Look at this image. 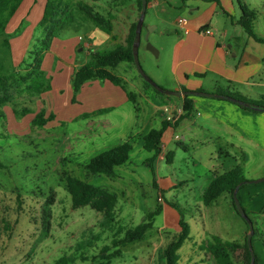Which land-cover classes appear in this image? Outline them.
Returning a JSON list of instances; mask_svg holds the SVG:
<instances>
[{"label":"rangeland","instance_id":"obj_1","mask_svg":"<svg viewBox=\"0 0 264 264\" xmlns=\"http://www.w3.org/2000/svg\"><path fill=\"white\" fill-rule=\"evenodd\" d=\"M65 1L72 3V0ZM182 1L159 0L155 6L148 5L143 23L139 60L145 72L165 89H169L167 82L170 77L169 39L160 32L163 27L174 25ZM242 1L254 5L253 9L257 11L256 31H264V0ZM16 3V0H9L6 15ZM90 7L107 14L96 6ZM122 9L124 12L134 11V20H138V0L137 8L134 0H124ZM69 11L71 18L64 25V32L56 36L61 41L67 38L83 39V22L93 21L79 4L70 5ZM27 15L22 10L16 17L14 12L7 22L0 19V25L5 22V29L14 18L18 22L14 26L15 21H12L8 32L0 30V67L5 66V71L11 69V72L9 70L3 75L17 78L10 57L11 49L4 45L5 42L12 44L15 56L26 54V58L21 60L24 67L35 65L38 51L52 49V38H47V32L57 29L54 19L45 25L43 37L38 38L36 31L41 28L27 26L30 17L34 20L37 13ZM152 27L157 28L151 30ZM16 37H19L17 42L14 40ZM116 41L111 39L110 43L91 46L90 50L110 51L121 44L120 38ZM149 44L158 51V55L149 49ZM91 52L87 54L86 50L78 47L70 59L73 63H85ZM112 71L119 77V83L93 79L77 92L72 81L68 88L63 86L59 96L66 99L64 108L79 112L75 120H48L44 125H39L34 123V119L46 110L39 111L37 108L25 114L21 109L15 110V120L9 114L0 118V160L4 164L0 167V264H59L64 258L66 264H163L164 250L180 230L179 223L171 219L167 224L164 222L165 212L155 217L153 227L142 239L134 242L122 240L126 231L146 220L147 214L155 210L158 204L163 206L168 203L183 213L191 227L190 237L178 251L177 264H214L206 252L212 236L205 231L201 215H208L211 213L209 210L216 211L217 206L205 211L202 197L198 195V183H193V177L198 179V176L208 174L205 168L208 165L198 164L194 167L193 156L179 148L172 165L161 161L158 166L157 161L152 160L154 152L144 148V135L152 128H158L164 114L163 103L158 98L152 102L141 97L140 84L147 83L134 62L122 61ZM34 81L31 83L40 86L37 89L39 94L48 89V79L36 78ZM93 87H100L99 96L94 99L92 96L96 91ZM150 90L156 92L153 87ZM112 91H117L119 97L113 98ZM50 94L46 93V98H43L47 104L53 98ZM133 94L136 100L130 97ZM251 95L253 98L246 97L252 101H262L263 96L257 91ZM170 97L179 100L178 96ZM91 101H95V104ZM45 109H48L47 106ZM84 113L88 118L81 116ZM45 117H48L47 111ZM124 142H130L133 149L128 162L116 167L117 175L110 177L88 170L87 164L95 156ZM250 144L246 142V162L237 166L242 168L246 180L263 178L264 158L261 150ZM212 163L213 160L207 164ZM157 172L178 180V186L165 197H160L157 185L153 183ZM68 175L117 196L115 219L110 225L105 224L109 196L100 195L88 205L74 208L66 181ZM261 183L264 182L258 184ZM236 216L235 222L228 215L221 216V226L228 229L227 239L230 242L245 239L249 232L246 220L240 215ZM249 216L254 227L253 251L260 262L262 256L258 246L264 249V214ZM207 220L206 224L210 227L211 221Z\"/></svg>","mask_w":264,"mask_h":264},{"label":"crops","instance_id":"obj_2","mask_svg":"<svg viewBox=\"0 0 264 264\" xmlns=\"http://www.w3.org/2000/svg\"><path fill=\"white\" fill-rule=\"evenodd\" d=\"M16 1L17 3L12 9L13 13L15 12L14 17L22 10H25L27 16L30 12L37 13L34 20L30 17L31 21L27 26H39L41 30L36 31V35L38 38L43 37L45 29L41 24L49 0ZM56 1L59 5L68 7L75 3L84 2L104 10L107 14H112L113 33L117 36L116 42L120 38L121 44H126L130 27L135 21V12H124V9H122L124 0H72V3H67L65 0V2L63 0ZM134 1L137 8V0ZM219 1L220 5L217 0H183L178 6L180 13L177 19L184 17L186 19L185 26H180L176 19L174 25L170 24V26L162 28L160 35L169 39L167 43L170 55L168 88L212 93H217L219 89H228L236 90L248 97L252 96V92L257 91L262 97L264 96V42L257 41L249 36L238 24L241 16L238 0ZM158 3L159 0H151L149 6H155ZM249 6L255 8L252 4H249ZM7 7L3 6L0 0V19H6ZM114 7H116V10H114ZM117 7H120V9L118 10ZM163 10L166 11L165 8ZM118 14H120V17ZM12 21H15L14 26L18 25L14 18L10 23H7L4 32L10 30ZM83 24L85 26L83 39L67 38L61 41L57 36H54L51 43L52 49L43 52L42 55H36L44 58L41 63L43 73L38 77L37 74L32 75L27 82L14 89L12 99L0 106V118L4 114H9L14 118L16 115L15 110L21 109L22 112L23 109L31 111L33 108H37L39 111L46 110L48 115L53 113L55 115L53 120L55 121L63 118L75 120L77 115H80L78 111L64 108L66 99L59 96L63 92V86L68 88V85H70L75 71L90 60L87 57L85 63H73L70 59L73 57L72 52L80 47V50H86L88 54V51L91 52V48L95 45L99 46L111 42L110 35L93 22H83ZM65 28L66 26H63L57 34L63 33ZM156 28L152 27L151 30ZM207 29H211L212 32L207 33ZM256 33L264 36V31H256ZM18 39L19 37L14 38L15 42ZM4 45L9 46L11 49L12 66L15 68V74L19 75L18 77L33 70V66H23L21 60L26 58L25 53L15 56L12 44L8 45L5 42ZM5 69H7L5 66L0 67V74L9 72V70L11 72L10 68L7 71ZM36 78L48 79V89L40 92V94L39 91H36L37 88L32 90L27 87ZM90 81L86 82L82 89ZM140 85L141 97L151 99L152 102L155 100L154 98H158L162 101L164 107L167 104H172L178 109H183L184 96L186 95L178 96L179 100H174L170 97L171 95L160 94L157 91L152 92L147 84ZM132 86L137 87L135 84H132ZM99 89L100 87H93L94 92L96 91L92 96L93 99L98 95ZM49 92L53 98L47 104L43 98H46V93ZM112 97L118 98V92L112 91ZM130 97L136 100L134 94ZM189 98L193 100L191 114L189 117L180 120L176 126H168L162 137L161 153L155 160L158 166L161 165V161H166L169 165H172L178 149L183 148L193 156L194 167H197L198 164L208 165L205 166L208 172L206 176H198V179L193 177V183H198V195L203 200L205 190L213 179L246 162L247 141L258 147L261 150L262 158H264V112H252L223 98L200 95H189ZM91 102L94 103L95 101ZM46 106L48 109H45ZM81 116L88 118L87 113ZM164 118L165 115L162 113L158 128L162 126ZM177 136L179 139H176ZM168 152L174 153L172 162L167 161ZM196 158H199V160ZM211 160H213V163L211 165L207 164ZM177 181L157 172V177H155L153 183L155 182L157 185L160 197H165V194H171L174 188L178 186ZM239 194L241 203L248 214L260 216L264 214V183H248L239 188ZM202 203L205 211L214 205L217 206L216 211L209 210L211 213L208 215L204 213L201 215L205 223V231L212 237L215 236L222 241H228V229L221 226V216L228 215L231 221L235 222L236 215H239L233 206L230 194L227 192L222 193L209 205ZM162 212L166 213L164 221L166 224L170 219L176 224L179 223L180 214L171 205L164 204ZM207 218L211 221L210 227L206 224ZM244 240L234 242L242 244ZM258 249L262 257L260 262L257 261V264H264V249L261 246H258ZM206 252L209 254V256L207 255L208 258L211 257L212 259L210 261L218 264L216 257L208 246H206ZM194 261L195 259H193Z\"/></svg>","mask_w":264,"mask_h":264},{"label":"trees","instance_id":"obj_3","mask_svg":"<svg viewBox=\"0 0 264 264\" xmlns=\"http://www.w3.org/2000/svg\"><path fill=\"white\" fill-rule=\"evenodd\" d=\"M148 1V5L150 0ZM220 5V1L217 0ZM9 0H1V4L5 7L8 6ZM241 8V16L238 20V24L242 26L245 32L253 37L255 40L264 42V36H260L256 33L255 30V21L257 19V11L251 8L247 3L242 0H238ZM79 5L84 8L92 21L104 30L107 34L110 35L111 39H117V36L113 33V15L112 14H103L99 11H94L90 6L80 2ZM138 8L141 11L142 8V0H138ZM13 10L9 12L7 15L5 22L8 21L9 17L12 15ZM54 16H57L54 18ZM54 19L57 25V29H52L51 32H47V38L51 40L54 36H56L59 29H61L71 18V14L68 6H61L58 4L56 0H49L46 6L44 18L42 21V25L46 30L45 25L51 20ZM138 21V20H137ZM137 21H134L130 27L129 35L127 37L126 44H119L114 49L110 51H92L90 55V60L78 68L73 77H72V85L74 90L79 91L82 86L93 79H102L109 80L113 83H119V77L112 71V68L117 66L122 61H131L134 62L133 56V40L135 37V31L137 26ZM5 22L0 25V30L3 31L5 29ZM45 51V50H44ZM44 51H38V55H42ZM35 65H27L28 67L33 66V70L27 72L25 75L21 77L15 78L12 75H0V106L7 103L12 99L13 91L18 86H21L23 83L27 82V80L34 74H37V77L43 72L40 71L42 56L36 57ZM37 69L39 70L37 73ZM35 82L34 80L32 83ZM148 86L153 87L158 93L164 94L163 92L158 91L152 84L145 80ZM28 84V88L35 90V88L39 89L40 86L36 87L35 84ZM37 91V90H36ZM217 93H221L224 95L223 99H228V97H233L235 100H230L244 109L250 110L252 112H264V96L262 97V101H252L246 96H244L241 92L236 90H224L219 89ZM240 101L248 103V105L241 104ZM193 110V100L189 98V95L184 96V104L183 111L184 113L179 119L171 124L169 121L164 120L162 126L160 128H152L144 135V148L148 151L154 152V157L152 160L156 159V157L161 153V141L164 132L168 128V126H176L178 122L184 118L189 117ZM29 110L23 109L22 113L25 114ZM55 115L50 113L48 117H45V112L39 113L34 119V123L39 125H44L46 121L53 120ZM133 149V145L130 142H124L110 150H107L97 156H95L90 163L87 164V168L91 173H103L110 177H114L116 175V167L124 165L128 162L130 158V153ZM174 153L168 152L167 161L172 162ZM4 164L0 160V167H3ZM246 180L243 175V170L240 166H236L235 168L226 171L215 179H213L208 187L205 190L203 196V202L205 205L211 204L214 200H216L222 193L227 192L230 194L233 206L236 212L239 214L235 202L233 193L236 187ZM68 190L71 195L72 206L74 208H79L82 206L88 205L93 199L99 197L100 195L107 194L110 198V203L108 208L105 211V224L110 225L111 222L114 221V207L116 205V195L110 194L106 192L104 189L90 184L82 179H79L74 176L68 175L66 177ZM247 185V183H243L241 187ZM238 197L241 201L240 194L238 191ZM173 206L172 203H168ZM163 211V206L158 204L156 209L149 212L147 214L146 220L142 223L138 224L134 228H130L126 231L125 236L122 241L125 242H134L142 239L145 234L153 227L154 219L157 215L161 214ZM180 214L179 226L180 230L176 237L172 239L166 246L164 250V263L163 264H177L179 259L178 251L184 244V242L190 237L191 227L190 224L185 220L183 213L178 211ZM240 215V214H239ZM241 216V215H240ZM248 225V224H247ZM248 231L250 228L248 226ZM119 243V242H118ZM208 248L214 254L217 259L218 264H251L252 254L247 242V235L244 240V244L241 245L237 242L230 241H222L218 237H211V239L207 243ZM59 264H66L65 258L59 262ZM255 264H257V257L255 259Z\"/></svg>","mask_w":264,"mask_h":264},{"label":"water","instance_id":"obj_4","mask_svg":"<svg viewBox=\"0 0 264 264\" xmlns=\"http://www.w3.org/2000/svg\"><path fill=\"white\" fill-rule=\"evenodd\" d=\"M148 7V1L147 0H142V8L140 11V15L137 21V26H136V31H135V37L133 40V56H134V63L139 71V73L142 75V77L148 81L150 84H152L158 91L163 92L166 95H174V96H183V95H200V96H206V97H217V98H224V95L221 93H212V92H206V91H187V90H173V89H165L162 86H160L158 83H156L143 69L140 60H139V47L141 43V37H142V29H143V23H144V18H145V13ZM149 49L154 52L156 55H158V51L149 44ZM229 100H235L233 97H228ZM241 104L248 105V103H245L243 101H240ZM264 110V108H263ZM264 182V177L255 179V180H245L244 182L240 183L234 193V202L235 206L239 212V214L246 220L250 231L247 234V242L252 254V260L251 264H255V259L256 255L253 251V246H252V237L254 235V227H253V221L250 218L249 214L245 210L244 206L242 205L239 197H238V191L240 186L243 183H260Z\"/></svg>","mask_w":264,"mask_h":264},{"label":"built area","instance_id":"obj_5","mask_svg":"<svg viewBox=\"0 0 264 264\" xmlns=\"http://www.w3.org/2000/svg\"><path fill=\"white\" fill-rule=\"evenodd\" d=\"M177 23L180 26L184 27L186 24V19L184 17H179L177 19ZM206 32L211 33L212 31L211 29H207ZM183 113H184L183 109H178L174 107L172 104H167L164 107V115H165L164 120H167L171 124H174L179 119V117L182 116ZM176 139H179V137L177 136Z\"/></svg>","mask_w":264,"mask_h":264}]
</instances>
